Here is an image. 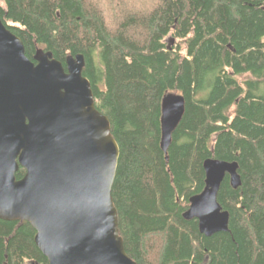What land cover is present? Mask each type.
<instances>
[{
	"label": "trees",
	"instance_id": "1",
	"mask_svg": "<svg viewBox=\"0 0 264 264\" xmlns=\"http://www.w3.org/2000/svg\"><path fill=\"white\" fill-rule=\"evenodd\" d=\"M0 19L30 61L38 50L63 66L83 55L119 148L111 197L131 260L264 264V0H0ZM168 94L185 109L165 154ZM207 159L236 162L241 180L235 190L223 180L228 232L210 238L183 219ZM34 236L0 220V264H48Z\"/></svg>",
	"mask_w": 264,
	"mask_h": 264
},
{
	"label": "water",
	"instance_id": "2",
	"mask_svg": "<svg viewBox=\"0 0 264 264\" xmlns=\"http://www.w3.org/2000/svg\"><path fill=\"white\" fill-rule=\"evenodd\" d=\"M84 67L83 55L63 66L42 50L30 61L0 19V220L28 223L48 264H136L125 252L111 197L119 148L95 108ZM184 109L181 95L162 100L165 154ZM237 170L236 162L203 163L204 189L189 199L183 219L196 220L206 238L228 232L217 194L226 176L234 190L240 187Z\"/></svg>",
	"mask_w": 264,
	"mask_h": 264
},
{
	"label": "rangeland",
	"instance_id": "3",
	"mask_svg": "<svg viewBox=\"0 0 264 264\" xmlns=\"http://www.w3.org/2000/svg\"><path fill=\"white\" fill-rule=\"evenodd\" d=\"M176 45H177V44H176V43H174V45H173V46H174V47H176Z\"/></svg>",
	"mask_w": 264,
	"mask_h": 264
}]
</instances>
